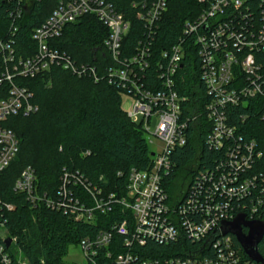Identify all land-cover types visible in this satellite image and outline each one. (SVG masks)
<instances>
[{"label": "built area", "instance_id": "obj_1", "mask_svg": "<svg viewBox=\"0 0 264 264\" xmlns=\"http://www.w3.org/2000/svg\"><path fill=\"white\" fill-rule=\"evenodd\" d=\"M0 1L6 5L0 10V174L20 146L14 131L6 126L8 118L38 111L24 81L46 76L53 68L95 82L103 78L117 83L131 98L127 117L141 124L146 138L151 120H157L151 135L162 147L151 152L148 169L131 170L124 194L106 193L78 171H64L54 196L40 192L31 167L16 179L14 192L25 196L32 207L45 206L84 224L113 217L108 229L79 243L84 264H98L97 257L105 248L114 264H258L243 256L234 236L224 231L239 215L246 221H262L264 142L254 135L247 138L246 130L233 122L231 110L242 107L259 112L264 132V0L211 1L194 21L185 22L182 37L159 53L154 46L167 0L134 4L144 29L134 49L124 44L131 23L111 3L55 0L56 8L32 31L33 46L23 54L18 51L20 23L34 0ZM87 15L95 16L108 31L103 42L108 63L103 76L99 65L77 62L57 46L65 29ZM192 51L204 86V95L193 101L177 89L179 71ZM190 103L202 106L203 111L189 108ZM202 115L211 124L207 149L223 155L173 198L166 191V178L174 170L172 154L187 145L189 129ZM249 116L240 114L241 123ZM13 210L15 206L0 197V264H29L17 238L6 229L5 212ZM149 243H181L183 255L156 256Z\"/></svg>", "mask_w": 264, "mask_h": 264}, {"label": "trees", "instance_id": "obj_2", "mask_svg": "<svg viewBox=\"0 0 264 264\" xmlns=\"http://www.w3.org/2000/svg\"><path fill=\"white\" fill-rule=\"evenodd\" d=\"M104 1L111 3L130 21L131 31L124 44L134 49L144 31L136 18L134 4L144 0ZM211 1L167 0V10L158 24L154 51L159 53L173 46L182 37L185 22L194 21ZM5 8L0 1L1 12ZM55 8V0H34L29 15L20 23V54L26 47L33 46L32 31ZM107 35L103 23L95 16L87 15L65 29L57 46L77 62L99 65V73L103 76L108 65L104 60L103 44ZM24 86L32 91L38 111L29 116H12L6 122L20 143L17 156L0 174V197L4 203L15 206V210L5 212L6 229L10 237L17 238V246L29 264H65L71 246H78L82 239L108 229L113 217H102L97 223L84 224L45 206L32 207L25 196L13 190L21 172L27 167L33 168L40 192L50 196L58 191L64 171H78L106 193L124 194L131 170L150 167L151 151L141 124L131 121L123 110L121 99L125 92L117 83L109 84L103 78L95 82L89 77L78 78L53 68L46 76L25 80ZM177 89L180 95L191 101L204 95L194 51L186 56L184 68L179 71ZM201 107L189 104V108L197 112L203 111ZM231 111L233 122L246 130L244 135L247 138L254 135L264 142L259 112L242 107ZM240 114H250L243 124ZM210 129L211 124L202 115L189 129L187 145L172 154L174 170L166 178V191L171 197L179 194L175 193V185L183 172L186 189L201 171L213 167L214 161L223 155L207 149L205 140ZM259 215L264 221V207L260 208ZM232 239L246 257L235 237ZM148 248H152L156 256L169 257L182 256L184 250L181 243L167 246L149 243ZM108 249L100 251L98 264H114V258L107 257ZM258 251L264 260V237Z\"/></svg>", "mask_w": 264, "mask_h": 264}, {"label": "water", "instance_id": "obj_3", "mask_svg": "<svg viewBox=\"0 0 264 264\" xmlns=\"http://www.w3.org/2000/svg\"><path fill=\"white\" fill-rule=\"evenodd\" d=\"M243 229L247 232L244 233ZM224 234H231L235 237L244 254L253 262L264 264V260L258 251V246L264 237V221H246L244 215H239ZM11 239L6 241L9 247Z\"/></svg>", "mask_w": 264, "mask_h": 264}, {"label": "rangeland", "instance_id": "obj_4", "mask_svg": "<svg viewBox=\"0 0 264 264\" xmlns=\"http://www.w3.org/2000/svg\"><path fill=\"white\" fill-rule=\"evenodd\" d=\"M122 108L124 111H128L131 104V98L127 96L126 94L122 95ZM156 119H152L150 122V130L151 133L147 134V144L151 152H159L162 144L161 142L151 134L154 132L156 127ZM186 179L184 172L181 174V176L176 181L175 185V193H180L185 189ZM65 264H84L85 263V257L84 254L79 246H71L68 252L67 257L64 260Z\"/></svg>", "mask_w": 264, "mask_h": 264}]
</instances>
